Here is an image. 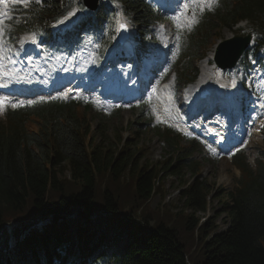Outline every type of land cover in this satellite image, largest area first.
I'll list each match as a JSON object with an SVG mask.
<instances>
[{
	"label": "trees",
	"instance_id": "1",
	"mask_svg": "<svg viewBox=\"0 0 264 264\" xmlns=\"http://www.w3.org/2000/svg\"><path fill=\"white\" fill-rule=\"evenodd\" d=\"M18 6L21 11L10 21L9 36L32 30L41 33L46 44L57 38L71 44L84 33L108 35L120 9L139 49L151 26L163 21L146 0H99L94 14L85 13L73 28L52 33L51 25L77 6L83 9L82 0ZM239 22L246 23L249 33L260 32L264 42V0H217L200 16L182 56L192 61L212 33L232 31ZM101 40L107 44V38ZM197 74L189 62L178 81L190 84ZM82 106L41 102L9 111L5 123L0 122V264H264V153L254 161L253 170L244 158L234 160L241 175L223 205L227 228L218 231L213 220L198 226L195 214L204 212L209 191L199 165L192 161V145L182 147L181 140L167 131L163 162L153 167L145 161L143 145L125 142L120 133L109 141L102 120L95 128L100 142L87 141L92 128L87 107L85 115H78ZM143 109L141 105L129 128L144 126ZM30 117L39 124L35 133L24 128ZM140 134L138 130L135 136ZM64 172L68 179L59 177ZM125 177L131 187L127 197L120 185ZM185 177L190 181L182 182L179 195L192 214L177 221L167 211L161 215L134 211L158 191L157 179ZM118 242L123 247L109 253Z\"/></svg>",
	"mask_w": 264,
	"mask_h": 264
},
{
	"label": "rangeland",
	"instance_id": "2",
	"mask_svg": "<svg viewBox=\"0 0 264 264\" xmlns=\"http://www.w3.org/2000/svg\"><path fill=\"white\" fill-rule=\"evenodd\" d=\"M158 1L160 0H154V4L158 5ZM160 3V2H159ZM213 2L209 4V6L206 9H199L203 12L204 10H209L212 6ZM197 4L191 3L188 7L185 8L184 12L187 11V8L191 9L192 16L191 17H181L180 23L178 25L174 24L171 20L164 23V25H159L158 29L156 30V36L159 40L162 41L161 35L162 33L166 32L167 36L165 39H169L170 36L173 35L172 40L177 43L178 46L181 45L182 40L179 37V34L181 31H190L192 26L194 25V20L197 18ZM5 11V10H4ZM7 12V11H6ZM8 16V13H7ZM6 16V17H7ZM121 15L118 16L120 18ZM118 20V19H117ZM116 20V22H117ZM175 25V26H174ZM244 24L239 25V27H244ZM116 27V24H115ZM239 35V33H237ZM242 36V35H240ZM232 35L227 30H222L219 33L216 31V33H212L210 39L207 42V45L205 46L203 52L206 53V59H208L211 55L214 53L215 46L225 40L231 38ZM25 37L22 38L10 51L12 58L14 59V67H20L24 64V58H27L34 65L41 66L43 65H51L52 67H55L57 70L61 68H65V72L63 75L70 74L71 71L74 70V68H82L81 72L75 77L81 79L85 78V69L88 73L92 69L98 68L100 69L103 65H108L110 62H112L111 57L113 54H115V50L113 48L110 50V52L107 55L109 60L103 59L102 63L96 64L97 57L93 54L95 53V47H91L90 41H85L82 46L80 47V51L77 54H70V55H56L55 57H50L45 54L38 55L36 52H27L28 54L24 56V51L21 49V45L24 41ZM218 39V40H217ZM156 41V42H157ZM57 44H61V41H58ZM158 44V43H157ZM164 48V45H162ZM161 47V46H160ZM208 47V48H207ZM130 49V46L128 47ZM217 50V49H216ZM9 51V50H8ZM197 54V56L201 57V52ZM155 52V51H154ZM43 53V52H42ZM116 54L119 56V51H116ZM89 55L88 59L87 56ZM87 59V60H86ZM203 59V58H202ZM205 59V60H206ZM196 59L192 61L194 62ZM204 60V61H205ZM107 61V64H106ZM188 61L187 56H184L180 61L175 60V58H172L173 64H181L182 66L186 65ZM198 62V61H197ZM204 62L201 61L200 63H196L194 66H196V69L198 71V78L196 82L189 88L183 90L180 92V89L177 88V93L174 92V99L176 102H178L179 105L187 104L188 100L193 97V93L195 90V85L197 82H199V78L202 76L204 77L202 72V64ZM118 63H115L114 65H117ZM178 64V65H179ZM212 61L209 62V65L211 66V71L208 73L207 76H209V79L211 82H215L217 85L221 87H225L227 89H230L231 91L235 92L238 97H241L245 94L244 91L252 90L253 92H259L260 95L264 91V73L255 70L256 68L253 67L251 73L247 76V80L245 82L246 86L245 89L241 87V83L243 82V79L240 78L236 72H225L222 73L215 66L212 65ZM178 65L175 67L174 71L175 73H179V67ZM121 71H125L128 68L124 65L119 66ZM172 74H168L165 76V78H170ZM201 78V80L203 79ZM263 80V81H262ZM59 81H62L59 80ZM69 78H65V81L68 82ZM167 80H164L166 82ZM177 82V81H176ZM167 83L170 84V81H167ZM181 88V87H179ZM254 88V90H253ZM53 93L58 94L59 88L58 86L52 87ZM146 96L149 97L150 91H145ZM251 94V93H250ZM192 95V97H190ZM60 96V95H57ZM51 97V96H50ZM181 97H185V101L182 102ZM258 97V96H257ZM63 99V98H62ZM44 100V98L42 99ZM177 104V105H178ZM12 103L9 101H5L3 103H0V120L3 119V112L4 109L9 108L13 109L11 106ZM98 102L90 103L87 106H82L81 109H78V115H85V110L83 108L87 107L86 109V120L89 123V125L92 128V132L87 136V141H93L94 144L100 142V139L96 138L95 128L98 125V121L102 120V124L105 125L107 128L105 137L109 139V141L113 142L114 135H117L120 133V137L125 142H131L133 144H138V146L143 145L144 146V157L145 161L148 163V165H153V167H158L163 162V152L161 146L157 143V141L154 140V134L153 131L147 130L146 127L142 126L141 129H136L135 126H127L129 123H136V110L138 108V105L135 106H126L123 107L122 113L119 118H116L114 116L109 115L107 111L104 109H99ZM178 105V107H179ZM17 107V106H16ZM147 114L149 117V114H151L150 107L147 108L143 115L145 119L147 120ZM38 121L34 118H30L29 121L26 123V131L28 133H35L38 131ZM138 130H141L140 136H135L136 132ZM102 139H104L102 137ZM186 145V143H183ZM248 147L244 150V154L249 159L248 161L252 162V160L256 159L258 156V152L263 150L262 148V142L261 137L258 136L257 132L253 133V139L248 143ZM106 146V144H104ZM194 162H198L200 164V172L199 175L201 179L205 182L207 185V205L204 210V212H198L195 214V218H199L198 226L205 224L206 222L213 220L214 224L217 226L218 231L225 230L227 228L226 224L228 219L225 217L224 214H222L223 205L225 203H228L227 196L228 194L233 191L235 188V180L238 178L239 173L238 170L232 167L229 160L226 158H222L219 160H204L203 155L201 153H197L194 156L193 159ZM225 167L224 171H222V167ZM162 175V174H161ZM60 178L68 179L69 173L64 172L61 173ZM126 178V177H125ZM220 180H224L225 183H220ZM159 181L158 191L155 192L154 196H152L145 204H141L139 208L134 207V211L137 212L139 215L142 214L141 210L144 211V213H155L159 212V215L161 213H164L165 211L171 213L172 215H176V220L179 221L180 218L184 217V215H190L192 214V210L189 209V207L185 204V199L180 198V192L182 189V182L183 181H190L189 177H185L184 179H177V178H165L164 180H156ZM121 187L123 188L122 195L124 197H127L131 191V187L127 188V186L130 184V181L126 179L120 180ZM163 194V196H162ZM131 200V195L128 197L127 203H129ZM124 212H129L128 208L123 209ZM137 224L136 222H134ZM149 225L151 226L152 223L150 222ZM142 227V226H141ZM143 231H145L147 228L142 227ZM118 247H120V244L117 246H113V250H116ZM193 247V246H192ZM111 251V249H110Z\"/></svg>",
	"mask_w": 264,
	"mask_h": 264
},
{
	"label": "bare ground",
	"instance_id": "3",
	"mask_svg": "<svg viewBox=\"0 0 264 264\" xmlns=\"http://www.w3.org/2000/svg\"><path fill=\"white\" fill-rule=\"evenodd\" d=\"M0 11H3V10L0 9ZM24 48H27V47L25 46ZM127 58L128 57H125L122 60L125 61ZM201 68H202L203 75L207 74V72L210 71V68L208 66V61L204 62L202 64ZM22 69H18V71H10L9 70V72H7V71H4L3 70V65L0 64V76H5V77L9 76L11 78V80H14V81H17L18 83H21L25 79L24 72L23 71L22 72H19ZM135 69H136V72H139V68L138 67H136ZM258 71L262 72L263 70H258ZM118 79H119V82L124 81L125 82V86H120L119 84H116V85L110 84L109 87H110V91L112 93H118L119 94V93H121V92H123L125 90H128V89H131L132 90V93H135L133 89L135 87L136 79L133 76V74H132L131 71H127V72L123 73L120 76V78H118ZM115 81H116L115 79L112 80V82H115ZM205 82H206V84H209L210 83L209 80H206V79L203 80L202 79L201 82H200V84L201 83H205ZM24 89L25 90H28V88H24ZM162 92L165 93V91H163V89H162ZM166 93H168V91ZM30 94L35 95L31 91H30ZM239 98L240 97H238V96L236 97V99H239ZM166 101H168V99ZM160 106H161V109H162L163 113H165V112L167 113L168 105L166 103H164L163 105H160ZM204 106L206 108H208V109H212L213 108V107H210V106H208L206 104H204ZM179 110H180V114H181V110H188V109H187V106H184V107H180ZM258 111L261 112V116L263 118L264 117V113L262 112V110H258ZM206 112H209V110H206ZM191 117L193 118L194 116H191ZM206 117L208 118V116H206ZM208 119L211 120V118H208ZM203 124L205 125V122H203ZM224 169H225V167L223 166L222 167V171H224ZM220 183H225V181L224 180H220Z\"/></svg>",
	"mask_w": 264,
	"mask_h": 264
},
{
	"label": "water",
	"instance_id": "4",
	"mask_svg": "<svg viewBox=\"0 0 264 264\" xmlns=\"http://www.w3.org/2000/svg\"><path fill=\"white\" fill-rule=\"evenodd\" d=\"M85 6L89 10H94L97 6V0H84ZM248 39H233L230 42L222 44L217 50L215 63L219 68H233L236 61L245 49Z\"/></svg>",
	"mask_w": 264,
	"mask_h": 264
},
{
	"label": "snow or ice",
	"instance_id": "5",
	"mask_svg": "<svg viewBox=\"0 0 264 264\" xmlns=\"http://www.w3.org/2000/svg\"><path fill=\"white\" fill-rule=\"evenodd\" d=\"M12 4L14 5H20L21 7H25L31 3H35L37 5H39L40 3H43L44 0H11ZM8 0H0V4H7ZM5 21L3 20V17L0 16V52L3 51V47H4V38L5 35H11V33L5 28ZM120 28L121 29H126V24L124 23H120ZM31 43L32 44H36V39L35 36L33 35V38L31 39ZM7 100V97H0V103H3ZM12 107H16V104H12ZM262 127H264V125H262Z\"/></svg>",
	"mask_w": 264,
	"mask_h": 264
}]
</instances>
